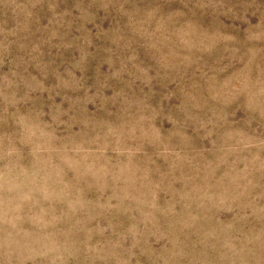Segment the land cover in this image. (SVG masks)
I'll return each mask as SVG.
<instances>
[{
    "label": "rangeland",
    "instance_id": "374dc122",
    "mask_svg": "<svg viewBox=\"0 0 264 264\" xmlns=\"http://www.w3.org/2000/svg\"><path fill=\"white\" fill-rule=\"evenodd\" d=\"M0 264H264V0H0Z\"/></svg>",
    "mask_w": 264,
    "mask_h": 264
}]
</instances>
